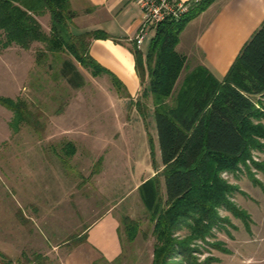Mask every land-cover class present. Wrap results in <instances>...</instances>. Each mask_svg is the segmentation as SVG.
Segmentation results:
<instances>
[{
    "label": "rangeland",
    "instance_id": "obj_1",
    "mask_svg": "<svg viewBox=\"0 0 264 264\" xmlns=\"http://www.w3.org/2000/svg\"><path fill=\"white\" fill-rule=\"evenodd\" d=\"M37 20L49 34L50 15ZM41 48L0 45V96L23 99L45 114L40 135L26 126L13 131V113L0 106V253L14 264L36 255L40 264H61L76 239L114 208L122 254L113 264H155L158 249L168 251L165 264H264V96L255 98L260 116L249 122L257 144L248 157L234 171L206 169L214 171L212 187L223 191L215 224L201 236L195 222L201 217L190 208L188 217L178 215L167 245L154 236L151 220L168 210L153 113H138L152 100L142 92L129 99L109 76H92L64 55L81 77L76 89L56 70L36 65ZM196 62L187 59L186 68L201 67ZM184 79L182 71L175 93ZM69 143L76 153L67 157Z\"/></svg>",
    "mask_w": 264,
    "mask_h": 264
},
{
    "label": "trees",
    "instance_id": "obj_2",
    "mask_svg": "<svg viewBox=\"0 0 264 264\" xmlns=\"http://www.w3.org/2000/svg\"><path fill=\"white\" fill-rule=\"evenodd\" d=\"M215 1L195 2L178 21L162 23L153 33L145 57L135 50L136 74L143 88L141 96L152 100L151 108L146 105L138 113L144 118L148 112L153 113L164 168V203L168 209L152 215L151 220L156 222L154 236L167 245L172 243L170 234L176 220L188 217L190 208L196 209L201 217L195 219L201 236L215 224L214 208L221 202L223 191L209 183L214 171L210 173L207 167L217 165L219 173L234 171L248 157L250 147L257 144L253 139L255 127L249 121L260 116L255 98L264 94V23L246 43L222 82L204 67H197L185 76L181 90L178 93L174 90L187 63L186 57L177 52L180 36ZM46 14L50 15L49 34L37 20ZM77 15L70 0H0L1 48L18 47L24 51L41 44L42 48L36 52V65L56 70L57 77L76 89L81 88L78 71L64 55L91 71L92 76L99 77L107 72L91 57L89 48L94 40L110 37L99 31L74 33L71 24ZM112 79L115 88L124 92L122 85ZM0 106L13 113V131L26 126L41 134L44 112L32 109L35 107L23 99L1 96ZM61 112L60 109L56 114ZM64 150L67 157L76 153L72 143L66 144ZM130 229L137 232L134 223ZM85 240L80 235L73 246ZM156 251L155 264H165L162 259L168 251ZM25 259L27 264H40L43 257L36 255L33 261ZM0 260L1 264H14L3 253ZM15 261L24 264L21 260Z\"/></svg>",
    "mask_w": 264,
    "mask_h": 264
},
{
    "label": "crops",
    "instance_id": "obj_3",
    "mask_svg": "<svg viewBox=\"0 0 264 264\" xmlns=\"http://www.w3.org/2000/svg\"><path fill=\"white\" fill-rule=\"evenodd\" d=\"M180 1L192 5L202 0ZM70 3L73 12L78 13L71 24L74 33L99 31L110 37L94 40L89 48L91 57L107 72L102 76H109L112 81L115 78L129 99L138 96L142 83L136 74L135 50L145 57L152 38L137 48L142 11L131 0H70ZM263 23L264 0H217L188 24L180 36L178 50L222 82ZM183 36H187L188 43H183ZM189 71L188 67L183 71L185 76ZM96 219L85 231V242L59 258L61 264H113L121 256L120 221L114 208Z\"/></svg>",
    "mask_w": 264,
    "mask_h": 264
},
{
    "label": "built area",
    "instance_id": "obj_4",
    "mask_svg": "<svg viewBox=\"0 0 264 264\" xmlns=\"http://www.w3.org/2000/svg\"><path fill=\"white\" fill-rule=\"evenodd\" d=\"M142 11V24L136 37L137 48L153 37L157 28L167 20L178 21L190 10V4L180 0H131Z\"/></svg>",
    "mask_w": 264,
    "mask_h": 264
}]
</instances>
